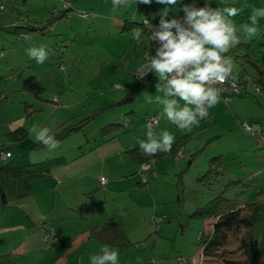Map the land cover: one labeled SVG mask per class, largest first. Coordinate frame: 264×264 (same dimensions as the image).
Listing matches in <instances>:
<instances>
[{
    "label": "rangeland",
    "instance_id": "obj_1",
    "mask_svg": "<svg viewBox=\"0 0 264 264\" xmlns=\"http://www.w3.org/2000/svg\"><path fill=\"white\" fill-rule=\"evenodd\" d=\"M193 3L204 6L205 0H181L168 18L183 16L179 9ZM209 3L242 8L232 18L237 27L250 23L253 7L264 8V0ZM163 7L155 0L150 5L130 2L116 11L111 0H0V147L10 145L14 154L6 158L0 152V165L9 160L21 165L48 157L74 159L55 171L59 182L35 183L31 197L14 206L3 209L0 202V213L10 217L0 225H13L0 227V264H91V256L102 254L105 246L118 253V264H223L221 259L207 260L199 242L211 217L193 212L224 190L223 207L264 195V95L247 85L229 101L209 108L208 118L191 131L169 122L163 106L155 102L156 95H163L156 92L157 75L147 80L135 75L145 61L149 38L144 19L158 25ZM134 28L141 29L139 42ZM258 28L255 37L238 32L241 42L225 55L233 61L236 80L260 78L264 86V18L258 19ZM41 45L48 59L38 64L25 49ZM129 91L134 99L119 102ZM149 95L152 103L146 101ZM130 110L137 126L123 127L116 132L119 139L111 141L113 134H103L102 127ZM152 115L160 119L154 134L167 130L174 142L181 136L189 139L184 155L154 160L151 176L124 152L138 144L137 138L146 139L145 119ZM88 116L93 118L85 129L59 141L56 150L33 148V125L59 131L63 123ZM255 125L263 128L258 135L248 130ZM20 126L29 134L18 145L9 132ZM82 155L92 164L76 159ZM216 155H222L226 169L209 188L198 176ZM102 175L108 184L102 185ZM106 221L121 223L134 243L118 251L90 237L93 225ZM259 240L264 258V230Z\"/></svg>",
    "mask_w": 264,
    "mask_h": 264
},
{
    "label": "clouds",
    "instance_id": "obj_2",
    "mask_svg": "<svg viewBox=\"0 0 264 264\" xmlns=\"http://www.w3.org/2000/svg\"><path fill=\"white\" fill-rule=\"evenodd\" d=\"M130 2L150 5L153 0H111L112 9L116 11ZM155 2L165 6L157 13L159 23L145 22L144 25L149 34L148 41L157 42V47L155 55L149 54L148 63L137 69L138 78L142 80L149 72H154L158 77L156 92L163 93L155 96V102L163 106V115L180 130L191 131L207 116L208 109L218 103L220 89L216 85L233 79V61L225 54L241 42L238 32L246 38L257 36L258 19L264 18V8L253 7L248 17L250 23L237 27L232 18L243 9L236 6L213 7L209 0H205L202 7L195 3L183 4L179 9L184 13L183 18L173 16L169 19L181 0ZM132 32L139 42L141 29L134 28ZM25 52L38 64L48 59L43 45L28 47ZM146 101L152 103L153 97L147 96ZM123 123L127 126L126 118ZM31 132L35 134V140L49 150L59 148V141L50 128L33 125ZM174 139L167 130L154 134L149 126L146 139L137 138V143L144 154L152 156L170 152ZM91 264H118V253L105 246L102 254L91 256Z\"/></svg>",
    "mask_w": 264,
    "mask_h": 264
},
{
    "label": "trees",
    "instance_id": "obj_3",
    "mask_svg": "<svg viewBox=\"0 0 264 264\" xmlns=\"http://www.w3.org/2000/svg\"><path fill=\"white\" fill-rule=\"evenodd\" d=\"M42 21L36 20L37 23H41ZM28 25L33 29L37 27L36 25H31V23ZM146 50L147 45L145 42L144 55L146 54ZM249 59H251L250 56ZM153 73L154 72H151L142 80L149 79ZM252 79L255 84L245 83L243 89L247 88V85H252L255 87V90L256 87L259 88V91L256 90L258 93H263L264 95V86L260 83L261 79ZM256 81H259L258 85H256ZM260 86H262V88ZM235 94H232L231 98ZM133 99L134 92L129 91V93H127L119 102L132 101ZM222 100L225 99L222 98ZM132 112L134 113L135 111L130 110L122 118L107 123L106 126L102 127L103 134H113L112 136H115V134H117L116 132L121 131L123 127H130L136 121V119L134 120L130 118ZM92 118L93 116H88L76 123H63V127L61 126L62 128L59 131L52 132L55 134L56 139L61 141L77 131L84 130L85 126ZM123 118L127 119V126L124 125ZM259 127L260 130H263L261 126ZM28 134L29 132L23 126L9 132L12 141L18 142V145L28 136ZM188 139V136L179 137L173 143L172 149L168 153L161 152L149 156L144 154L142 150L134 149L130 150L129 154L131 158L139 164H148L149 168L146 170L150 171L152 176L155 173V170L150 167V164L154 160L164 158L168 155L178 157L184 155L183 148ZM9 147L10 145L1 146V154L2 151H10L12 156L13 152ZM34 147L41 148L45 146L36 142L33 148ZM22 149L25 148L22 147ZM180 151H182L181 155H179ZM67 162L68 160L65 157H48L40 161L28 162L21 165H18L14 160H9L1 164L0 202L3 208L11 206L12 203L18 199L29 196L32 193L31 183L33 181L52 176V172L56 167L65 165ZM225 169L226 163H224L222 155L213 156L209 159L207 171L198 176V180L203 185L213 188L214 183L225 173ZM262 192L264 193V190ZM224 193L225 190L207 204L196 208L193 212L195 215L203 219L209 217L212 218V229L209 231H203L199 236L203 255L206 257L221 259L223 264H261L264 258L259 238L264 230V195L261 197L259 196L257 199L250 202H229V204L227 202L223 207L222 202L226 199ZM90 237H95L107 245H112L118 251L127 249L134 243L128 233L124 230L121 223L117 221H106L104 224L93 225L90 231Z\"/></svg>",
    "mask_w": 264,
    "mask_h": 264
},
{
    "label": "built area",
    "instance_id": "obj_4",
    "mask_svg": "<svg viewBox=\"0 0 264 264\" xmlns=\"http://www.w3.org/2000/svg\"><path fill=\"white\" fill-rule=\"evenodd\" d=\"M179 18L182 19L183 16H179ZM145 22H148V23H151L152 25H155L152 22L144 19V23ZM146 45H147V50H146V54H145V61L137 69H140L142 65H145V64L148 63L149 54L155 55V49L157 47V42H153L151 40H149V41L147 40ZM144 71H147V69L145 68ZM150 73L151 72H149L143 79H145ZM135 75L138 77V70L135 71ZM253 82L254 81H253V79L251 77H247V78H245V79H243L241 81H238V80H236L233 77V79L229 83H225L223 85H216V87H218L220 89V92H219L220 99L223 98L226 101H228V100L231 99V95L232 94L241 93L245 83L246 84H250V83L252 84ZM256 90L259 91V88L256 87ZM207 117H208V114H207V116L205 118H207ZM145 122L148 125V127L149 126L155 127V126H157L159 124L160 119H159V116L152 115V116H148L145 119ZM248 130L252 134H255V135L260 134V133H258L260 131V127L258 125H255V126H252V127H248ZM9 153L11 154L10 151H2V155L4 157H6V158L7 157H11V155L10 156L8 155ZM181 154H182V151H180L179 155H181ZM143 168L144 169H148L149 165L148 164H144ZM100 180H101V183L103 185H106L108 183V179L105 176H101Z\"/></svg>",
    "mask_w": 264,
    "mask_h": 264
},
{
    "label": "crops",
    "instance_id": "obj_5",
    "mask_svg": "<svg viewBox=\"0 0 264 264\" xmlns=\"http://www.w3.org/2000/svg\"><path fill=\"white\" fill-rule=\"evenodd\" d=\"M221 101H222V99H221ZM225 101V100H224ZM148 117V116H147ZM134 125H136L137 126V124H135L134 123ZM159 125V124H158ZM157 125V126H158ZM156 127V126H155ZM151 128H154V127H151ZM114 139H112L111 141H116L117 139H119V134H115V136H112ZM111 138V137H110ZM134 149H139V150H141L140 148H139V145L138 144H135V145H130L129 146V148H127V151H125L124 153H125V155H129L128 153H129V151L130 150H134ZM184 149V148H183ZM119 153V156H122L123 157V152H118ZM14 155V154H13ZM13 155L11 156V157H13ZM85 155V154H84ZM84 155H82L80 158H77L76 157V159H82V160H85V158H83V156ZM112 156H116V155H112ZM112 156H110V157H112ZM109 156H107V159L108 158H110ZM131 157V156H130ZM101 159H103L104 160V158L102 157ZM101 159H100V161H101ZM68 160V162L66 163V165L67 164H69L70 163V161H72V160H74L73 159V157L71 158V159H67ZM86 162H87V165H89V164H92L91 162H89V161H87V160H85ZM129 162V160H127V163ZM86 165V166H87ZM129 165H130V162H129ZM63 167H65L64 165H62V166H59V167H56L54 170H53V172H52V176H49V177H46V178H44V179H40V180H35V181H33L32 183H31V191H32V193L29 195V196H27V197H24V198H21V199H18V200H16V201H22V200H25V199H29L30 197H31V195L33 194V191H34V189H33V185L35 184V183H37V182H41V181H45V180H53V181H57L56 180V178H55V175H54V173H55V171L56 170H58L59 168H63ZM79 171V170H78ZM85 171H87V169H86V167H85ZM77 171H73L72 173H71V175L70 176H72V175H74L75 173H76ZM69 176V175H68ZM102 176H104V175H102ZM101 181V180H100ZM57 182H59V181H57ZM16 201H14V202H16ZM14 202L12 203V205L14 206ZM11 205V206H12ZM3 209H5V208H3ZM6 217H9V216H6V215H4L3 213H0V220L1 219H3V221L6 219ZM10 218V217H9ZM8 220V219H7ZM211 221H212V218H211ZM211 221H210V223H211ZM95 225V224H94ZM3 226H5V229H9V228H13V225H10V224H5V225H0V227H3ZM212 229V224L208 227V229H206V231H209V230H211ZM196 257V256H195ZM205 258L208 260H219V259H216V258H211V257H206L205 256Z\"/></svg>",
    "mask_w": 264,
    "mask_h": 264
}]
</instances>
